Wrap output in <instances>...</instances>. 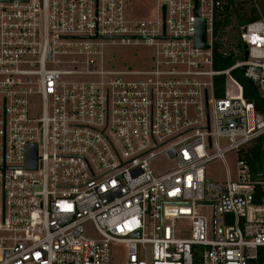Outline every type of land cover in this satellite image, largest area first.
I'll list each match as a JSON object with an SVG mask.
<instances>
[{
  "label": "built area",
  "instance_id": "built-area-1",
  "mask_svg": "<svg viewBox=\"0 0 264 264\" xmlns=\"http://www.w3.org/2000/svg\"><path fill=\"white\" fill-rule=\"evenodd\" d=\"M152 1L0 0V264H264V177L244 158L264 113L234 75L264 96L263 9L234 0L258 18L231 41L228 0ZM120 44L150 47L151 68L110 66ZM232 151L237 180L209 179Z\"/></svg>",
  "mask_w": 264,
  "mask_h": 264
},
{
  "label": "trees",
  "instance_id": "trees-1",
  "mask_svg": "<svg viewBox=\"0 0 264 264\" xmlns=\"http://www.w3.org/2000/svg\"><path fill=\"white\" fill-rule=\"evenodd\" d=\"M228 1L233 4V12H227L224 21H220L216 24L215 34L218 35V37L228 38L232 41L237 39L243 26L248 24L250 21L257 19L258 16L253 15L252 12L248 13V11L241 9L240 3L238 6H235L233 3L234 0ZM260 1L264 7V0ZM230 28L233 30V35L228 34V30ZM236 42H238V44L241 46L239 40H236ZM220 47L221 41L218 40L215 45L214 53L215 68L224 69L231 66L235 60L232 57L223 56V53L220 51ZM234 75L243 86L244 96L248 100L253 101L256 109L259 112L264 113V96H262L259 92L257 84L249 79L242 69L235 70ZM215 85L216 95L218 97H223L225 95V78L217 77L215 80ZM244 158L250 162L254 172L261 173L264 170V135L259 137L249 148V150L244 153Z\"/></svg>",
  "mask_w": 264,
  "mask_h": 264
},
{
  "label": "rangeland",
  "instance_id": "rangeland-1",
  "mask_svg": "<svg viewBox=\"0 0 264 264\" xmlns=\"http://www.w3.org/2000/svg\"><path fill=\"white\" fill-rule=\"evenodd\" d=\"M149 5L154 6L152 0H146ZM260 6L263 9L262 2L259 0ZM230 31V32H229ZM228 34L233 35V30L230 28ZM229 37V35H228ZM153 51L150 47L145 45H109L105 49L106 61L112 67L122 70H136L143 71L151 68V55ZM40 108L39 104L36 109ZM174 164L167 157H162L154 163L156 168H169ZM206 175L209 179L214 181H226L232 179L237 180L238 175V161L235 151L229 152L223 159H216L206 166ZM184 230L189 229L190 224L182 225ZM87 231L89 235L95 236V231L91 224H87ZM116 259H122L125 253V246L116 244L113 247Z\"/></svg>",
  "mask_w": 264,
  "mask_h": 264
},
{
  "label": "water",
  "instance_id": "water-1",
  "mask_svg": "<svg viewBox=\"0 0 264 264\" xmlns=\"http://www.w3.org/2000/svg\"><path fill=\"white\" fill-rule=\"evenodd\" d=\"M246 28H243V31H245ZM196 44L198 46L207 47V41H206V26L204 21L198 22V30H197V36H196ZM245 70V67H243ZM171 156H174L173 152H171ZM37 166V146L33 145L30 147L29 155H28V161H27V167L33 168ZM259 177H264V172L257 174ZM139 235V232L136 234Z\"/></svg>",
  "mask_w": 264,
  "mask_h": 264
}]
</instances>
